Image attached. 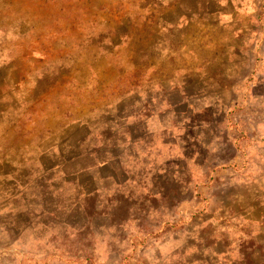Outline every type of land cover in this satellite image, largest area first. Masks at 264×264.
<instances>
[{"label":"rangeland","instance_id":"obj_1","mask_svg":"<svg viewBox=\"0 0 264 264\" xmlns=\"http://www.w3.org/2000/svg\"><path fill=\"white\" fill-rule=\"evenodd\" d=\"M0 264H264V0H0Z\"/></svg>","mask_w":264,"mask_h":264}]
</instances>
